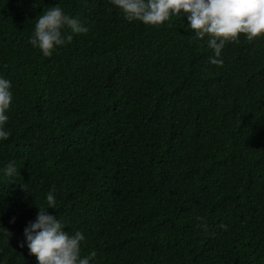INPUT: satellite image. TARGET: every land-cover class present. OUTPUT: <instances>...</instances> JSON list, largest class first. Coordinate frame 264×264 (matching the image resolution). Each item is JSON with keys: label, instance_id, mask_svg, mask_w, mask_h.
I'll return each mask as SVG.
<instances>
[{"label": "trees", "instance_id": "1", "mask_svg": "<svg viewBox=\"0 0 264 264\" xmlns=\"http://www.w3.org/2000/svg\"><path fill=\"white\" fill-rule=\"evenodd\" d=\"M58 3L89 31L44 57L29 37ZM186 24L129 22L110 0H0V170H18L0 171V264H37L19 242L53 186L48 211L91 264H264V35L214 65Z\"/></svg>", "mask_w": 264, "mask_h": 264}, {"label": "clouds", "instance_id": "2", "mask_svg": "<svg viewBox=\"0 0 264 264\" xmlns=\"http://www.w3.org/2000/svg\"><path fill=\"white\" fill-rule=\"evenodd\" d=\"M110 3L129 22L161 26L173 16L186 18L185 27L193 32L194 38L208 37L207 46L214 53L208 59L214 65L223 63L219 57L225 45L238 42L241 34L249 41L264 35V0H110ZM88 31L86 25L67 14L58 3L36 20L29 43L44 57H51L58 47L71 43L73 34ZM12 100V82L0 76V141L7 140L10 135L5 125ZM0 171L12 178L18 170L9 162ZM45 199L47 207H38L35 219L26 224L20 246H27L37 264H91L97 253L93 250L81 256L82 242L86 240L83 232L65 231L66 224L48 211V208L56 209L55 186Z\"/></svg>", "mask_w": 264, "mask_h": 264}]
</instances>
